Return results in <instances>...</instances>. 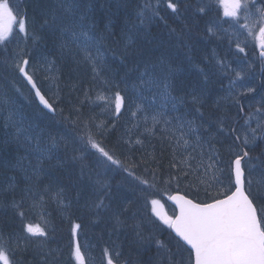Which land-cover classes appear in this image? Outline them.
Returning <instances> with one entry per match:
<instances>
[{"label":"snow or ice","instance_id":"snow-or-ice-1","mask_svg":"<svg viewBox=\"0 0 264 264\" xmlns=\"http://www.w3.org/2000/svg\"><path fill=\"white\" fill-rule=\"evenodd\" d=\"M214 4L222 7V16L211 18ZM107 6L108 0L104 3H98V0H41L38 11L30 17L26 7L13 5L11 0H0V51L5 54L0 60V70L14 75L10 82L13 87L15 77L26 80L44 108L55 113L57 109L53 103L59 100L58 93H53L54 100L50 103L35 79L41 62L49 69L55 64L44 54L33 55L36 44L43 39L41 33L46 32L57 39L62 56L67 53L74 62L88 64L93 78L102 79L112 89L111 98L98 95L97 100H103L107 107L114 105L112 112L118 117L125 107V96L121 94L119 83L104 79L102 75L106 69L105 53L111 51L114 56L118 55L121 63L129 57L136 58L134 67L142 70L133 87L137 89V99L141 103L136 104V111H132L131 116L136 118L139 113L137 127L142 122L150 135L160 132L163 139L169 140L174 153L181 150L180 167L175 162L172 165L177 167V175L169 176L163 182L171 184L175 180L179 188L181 175H193L203 188L197 187L195 195L188 191L171 194L167 188L159 189L161 181L154 169L144 168L143 172L148 175L137 174L132 169L139 168L138 163L125 164L117 155L116 146L109 147L105 143L109 127L103 123L94 124L90 118L80 120L78 116L71 120L65 117L74 127L77 123L83 125L78 136L81 155L73 157L81 161V178L84 176L83 161L89 156L95 158L93 170L96 172L98 199L93 206L96 209L110 207L104 200L111 193L107 176L117 170L125 172L140 185L161 191V195L167 194V199L175 205L173 214L168 215L159 199L150 201L155 217L174 233V244H166L151 232L146 233L142 224L133 225L139 245H157V264H264V78L257 79L258 75L264 77V0L259 4L255 0H198L195 5L189 4L188 0H167L166 8L183 24L180 32L168 26L160 15L159 0L156 4L145 0L135 9L134 19L125 17L119 39L111 17L102 29L97 22L94 9ZM190 10H193V21L210 18L206 28L210 37L218 40L231 37L229 50L235 41L237 53L235 66L226 57H215L213 67L216 73L227 78L226 96L216 101V112L207 122L202 109L210 91L212 69L199 68L202 82L191 85L185 92L182 82L180 85L176 83L178 69L163 56L155 60L144 59L145 49L139 43L140 38L146 39L150 35V25L158 18L169 27V34L176 36L178 44L190 49L183 39V34L190 32L185 15ZM257 33L258 52L255 47L253 51L259 61V73L256 72V62L247 58L249 53L246 51L249 38L256 40ZM240 36H244V46L239 41ZM109 41L120 46L118 54L114 48H108ZM9 45H14V49L10 50ZM46 79L59 88L57 75L50 73ZM158 100L161 101L159 108L156 107ZM9 103L7 93L0 97V108ZM188 105L192 108L188 109ZM181 106L186 111L178 112ZM17 115L14 108L8 110L4 127L11 132L4 146L11 143L17 150L23 148L26 152L37 153L35 166L27 156L19 157L16 166L27 161L32 166L33 175L38 177L43 162L53 159V149L61 142L66 146L68 141L50 137L51 146L41 148V135H34L33 125L22 116L16 118ZM125 143L132 145L130 140ZM221 149L227 153V161L223 159ZM125 159L130 160V157L125 155ZM7 190L14 191V186L9 185ZM26 191L31 193L32 189ZM201 191L203 198L199 194ZM0 207H11L21 218L24 216L23 211H19L21 204L14 198L10 205L0 199ZM114 219L117 227L125 223L119 214ZM79 228L80 225L76 224L75 229ZM25 231L33 237L46 238L48 235L40 224L28 223ZM11 239L0 233L2 264H15L9 259V249L5 247ZM182 253H186V259ZM12 255H15L14 251ZM74 255L79 264H85V255L78 242ZM116 255L119 256V252ZM108 264H113L111 258Z\"/></svg>","mask_w":264,"mask_h":264},{"label":"rangeland","instance_id":"rangeland-1","mask_svg":"<svg viewBox=\"0 0 264 264\" xmlns=\"http://www.w3.org/2000/svg\"><path fill=\"white\" fill-rule=\"evenodd\" d=\"M138 1H139V5H142L145 2V0H138ZM256 1L257 0H255V3L259 4V2H256ZM150 2L154 4L152 0H150ZM121 3L129 4V0H123L121 1ZM29 4H30V0H24V7H26L29 13V16L31 17L35 11H38V5L35 8H32L33 11H31L29 10ZM250 7H251V4H250ZM200 31L201 30L197 29L195 33L198 35ZM229 31H231V29ZM41 35L44 36V38H48V39L53 37L46 32L41 33ZM148 37L151 39L147 40V38L146 39L140 38L139 43L141 44V46L143 48L149 47L152 49L155 48L156 50H159L163 42L159 41L153 36L149 35ZM52 40L54 42H58L55 37H53L50 40V42ZM230 40H231V37H225L224 39H221V40H218L215 37H211L208 40L209 43H205L203 45L202 50H207V49L211 50V54L209 56L214 59L215 57H226L229 61H232L233 66H235V56L237 55V53L232 55L229 52ZM239 41L241 42V45L244 46V36H240ZM258 42L259 41H258V33H257V39L253 40L249 38L247 47H246V51L249 53V56L247 58L250 60H254L256 62V72L257 73H259L260 65H259V61L256 59V55L253 49L255 47L256 51L258 52ZM38 43L36 44L37 46H35V48L33 49V55L37 57L41 55L38 49L40 48ZM232 44H235V41H232ZM167 46L172 47L175 45L168 44ZM14 47H15L14 45H9L10 50L14 49ZM186 53L189 54V50L188 52L186 51ZM43 54L45 55V53ZM208 54L206 56L201 57L200 61L196 62V65L193 70L194 72L192 73V77H195L200 74L197 66H205L206 71L209 69H212V74L210 76L219 75L218 73H216L215 68L213 67L215 60L211 64L205 63L206 61L205 58H208ZM4 55L5 54L2 51H0V60L4 58ZM238 55L243 56V54H238ZM46 56L49 61H53V60L55 61L54 56H50L49 54H46ZM173 56H177V55L174 54ZM187 58L189 59L188 55H187ZM105 59H106V53H105ZM56 60L57 62L55 61V64L52 65L50 69L48 65L41 62L40 71L38 75L35 77V79L37 80L38 86L41 88L42 92L46 94V97L51 101V103H53V100H54L53 93H58L59 100L56 103H53V106L57 105L60 111L59 117L56 120L52 119L53 115H50L49 113H46L45 118H44V116H42V112L38 110H34V106L36 105L37 100H36V97L34 96V93L30 90L31 87L27 84V82L24 79L20 77H15V87H13V85L10 82L14 79V75L8 71L0 70V97H3L4 94L7 93V96L10 101L7 107L0 108V158H1V155L4 153V151L9 152L8 148L10 149L11 146H14L16 149V146L14 144L10 146L8 145L7 147L4 146V141L8 139V134L11 132V129H6L4 127L5 118L8 115V110L12 108H14V110L18 114L16 118H19L22 116L27 122L33 125L34 135L35 134L41 135L40 145L43 144L45 147H50L51 146L50 137L55 138V136L58 137L56 139L57 141H60L61 138L68 141L66 146L63 142H61L59 143V146L56 147V149L61 150V151H66V152L61 156V158L59 157L60 161L54 160V164L56 166L62 165V164L65 165L67 167V171H64L61 173L62 174H65V173L72 174L75 180V184L73 187L75 188L81 187L82 190L84 191V196L80 197L81 202H78L75 192L74 193L72 192V191H75L73 190V188L70 189L71 187H69V189L63 190L65 193V196H64L65 199L73 203V208H74L73 215L89 221V224L92 226L93 221L95 219L100 217V218H105V220H107L109 218V214L108 213L102 214V212L104 211V208L96 209L93 206L94 202L97 199L95 195L93 194L92 188L89 187L88 184L90 181H93L95 183V180H96V172L93 170L94 157L89 156L83 161V164L85 165L83 178H81V161L78 159H75V160L73 159L74 156L79 157L81 155V152H80L81 144L78 142V136L80 135V129L83 127V125L80 123H77V125L74 127L73 124L71 123V120H76V118L79 116L80 120H88L90 118L91 121H93L98 116L107 115L105 116V118L109 117L111 120L109 122L104 121L105 124H116L119 126H125L128 128L129 133L134 132V130L136 131V129H138L137 131H141L142 136H141V139H138V140L142 142L140 144H136L135 141H131V142H134V144H132L131 146L128 143H125V141H121L122 134L119 135L116 141H114L113 139L114 133L107 135V139L105 141H109L112 144V146H116L117 155L123 158H125V155L134 156L136 154L135 157H138L139 155H153L155 154V152L159 151L162 154H167V158L172 159L173 162H175L177 166L180 167L178 155L181 150H177V152L174 153L173 148L170 146V141L167 139H163L160 132H157L155 135H150L148 132L145 131V129H140V128L145 127L142 122L140 123L139 127H137V119L140 116L139 113H137V117L134 118L131 116V113L129 114L125 112V108H124V110L120 113V116L117 117L112 112V107H114V105L112 107H107L103 100H97L96 94L101 95V96L111 97L112 89L107 87L104 84L102 79L100 78L94 79L93 78L94 74L91 70V67L86 63L83 69H82L83 63H76L77 64L76 67L74 66L75 67L74 75L75 77L80 78V82H79L80 84L77 83L74 86H71L68 82L69 79L66 77L62 83L60 84L58 83L59 88L57 89V87L52 84V81L50 79H46V77L50 73L57 75L59 77L58 70L56 68V63L58 64V66L61 67V61L58 60L57 58ZM126 63H127V71L129 73L138 74L139 71L142 70V68L139 70L135 69L134 65L131 64L130 62H126ZM85 68H88L90 70V73L92 75L91 78L89 74H87L88 72L87 70H85ZM85 73L87 75L86 79H85ZM102 75L104 79H106L103 73ZM81 78L83 79L82 85L87 83V85L85 84V92L81 91ZM261 78H264V77H260L258 75L257 79H261ZM116 82L119 83L120 86L122 85L124 88L130 89L135 96L138 95L137 89L133 87V85L137 84V82H135L129 88L126 87L127 85L125 86L126 83L124 81L122 82L116 81ZM9 85H11V87L9 89H6ZM27 85L29 86V88L27 87ZM16 88H19V91H16ZM90 90H92L91 93L95 94V97H88V95L85 94L86 91H90ZM216 98L219 100L222 97L220 98L216 97ZM221 102H225V101L221 100ZM139 103H141L140 100H139ZM61 109H63L62 112H61ZM77 109H79V111L82 110V112H78ZM132 111H136V106L133 107ZM92 112L95 114V116ZM65 117H70L71 120L65 119ZM45 120L49 122L50 124H54L53 125L54 132L53 131L51 132L47 129V126H46L47 124L45 123ZM60 121H62V123H59ZM57 134H60V136H57ZM119 144H124V145L120 148L118 146ZM126 150L129 151V154H126ZM24 151L25 150L21 148L20 154L22 153V156H23ZM59 153H57L58 156H59ZM3 155L10 157L6 154H3ZM35 155H37V153L31 152L29 153L28 156L32 157ZM23 163L28 166H23V165L22 166H8L7 163L4 161V159L0 160V187L4 190L5 194L11 195V193L13 192V191L7 190L9 188V185H13L14 190H16L15 185H14L15 179L9 178L8 180H5V175H9V174L17 175L20 172H29L32 170V168H30L27 161H24ZM159 175L160 174L158 173V177H160ZM109 182H110V185L121 190V188L115 183H113L110 179H109ZM56 186L59 188L62 187L60 185V182H57ZM138 191L141 192L142 190L139 189ZM0 192H1V189H0ZM95 192L97 193L96 189H95ZM60 194H61L60 192H54L53 196H59ZM53 200H55V197L53 198ZM122 203L123 205H125V201H122ZM46 205L47 203L45 200H39L35 202L34 206L31 207L30 209L24 208L23 212L26 215L24 214L23 218H21L17 214V212L12 213L11 210H14V209L11 207H5V209H2V207H0V211L2 210L4 213V219L9 220L14 225L17 224V226L22 225V227H24L23 230H19L17 232V234L19 235L17 234L13 235L10 232L11 228L5 229L6 232L4 234V237L12 238L11 242L5 245V247L9 249L10 254H12V252L14 251L16 257H19L20 255H22L23 248L27 246V243L26 241H19L21 238H23V236L20 235V233L26 232L25 225L28 224V222H35L34 217H37L38 212L39 211L41 212V210H44L46 208ZM128 207H129V204H128ZM63 208H64V204L62 202H60L56 208V217H57V220L60 221L58 224L59 227L57 225H52L49 228H51V230L56 232L55 238L59 239L60 241L67 242V236L63 233V229L65 228V219L62 216ZM9 212L11 213V218L7 216ZM25 217H28L30 219L28 221H25L24 220ZM50 217H51V214L48 212L46 216L41 217V220L38 222V224L39 223L46 224L45 226H47V222H48L47 219ZM24 221L25 223H23ZM137 223L142 224L141 220L139 219L129 220L128 218V220L127 219L125 220L123 227L126 229V232L128 233L130 229V225H135ZM123 227L122 226L117 227L116 222L109 221V226L104 227L105 229L102 231L101 234L98 232L94 233L92 229L91 231L89 230V232H87L85 237H89V239H85V241H83L81 244L83 247H85V250L89 249L90 257H91L90 264H100V261L103 256V250H105L106 248L117 250L120 247L118 245V242H121V239L118 238V229L120 228L123 229ZM0 233H2V226H0ZM92 234L94 236L93 238H90ZM97 234H99L102 237L97 238L96 237ZM131 235H133L136 239L134 232H132ZM74 250L75 248L70 250V254L75 259ZM53 253H54V256L52 255ZM53 253H50L49 251L45 250L44 252L40 253V256L41 255L44 256V259H47L49 263L63 264L62 259L58 255L57 247L53 249ZM10 254H9V259L15 262V260L12 258ZM76 262L79 263L78 261ZM0 264H2V262H0Z\"/></svg>","mask_w":264,"mask_h":264},{"label":"trees","instance_id":"trees-1","mask_svg":"<svg viewBox=\"0 0 264 264\" xmlns=\"http://www.w3.org/2000/svg\"><path fill=\"white\" fill-rule=\"evenodd\" d=\"M22 0H11V2L13 3V5L15 4H20ZM121 1L123 0H108V6L104 7V8H100L97 7L96 9H94L95 11V16L97 19V22L99 23L101 29L103 28V26L105 24L108 23V18L111 17L112 22H113V30L117 33V39H119V34L121 31V28L123 27V21L125 19V17H130L132 19L135 18V9L138 7V1L137 0H129V4L126 3H121ZM41 3V0H30V4H29V10H31L32 8H35L37 5L39 6ZM98 3H104V0H98ZM190 28V27H189ZM150 31V36L155 37L156 39H158L159 41L163 42V44H161V48L159 50H156L155 48H149V47H144L145 49V56L144 59H152L155 60L158 57H165L169 58L170 53H172V51H168L167 50V46H165L164 41L166 40V34L162 31V32H155L151 33ZM169 34V32H168ZM184 38L185 39H189V36H191L192 34H188V33H184ZM43 39L42 41H40L38 44L40 46L39 52L40 54L45 53V55L48 53L50 54L52 51L53 53L57 54L60 52V49L58 48V44L55 43L53 40L51 42H49L53 37L49 38V41H45L44 40V36H42ZM169 37L173 38V35L169 34ZM151 39L149 37H147V40ZM174 39V38H173ZM188 45H190V48H193L194 53L192 55H190V59H189V63L190 67H195L196 62L200 61L201 58V52H197L195 51L196 49H194V45L193 43L190 41L188 43ZM37 46V45H36ZM108 48L110 49H115V52L118 54L120 52V46L118 44H114L112 41L108 42ZM46 49V51H45ZM57 50V51H54ZM189 48L187 47L184 51L188 52ZM195 55V56H193ZM188 59V58H187ZM126 62H130L131 64H133L135 66L136 63V58L133 57H129L128 59L125 60ZM121 63V59L119 58L118 55H113V53L111 51H107L106 52V59H105V63H106V70H104L103 74L105 75L106 79H114L116 81H124L126 84L125 86L127 88L130 87V85H133L135 82H137V73H129L127 71V63ZM172 64V66L176 69H178V71L176 72V83L178 85L183 84V90L186 92L188 90V88L193 85V84H197L202 82V76L201 74L192 77V73L194 72L193 70H190L188 68H186L185 70L183 69V63H181L178 60H174L170 62ZM87 70V74H89L90 78H91V73L90 70L87 68L85 69ZM186 75L190 76L191 79L187 80L186 79ZM67 76V75H66ZM86 73H85V79H86ZM67 78L69 79L68 82L71 86H74L75 84L80 82V78L77 77H72L70 78V76ZM210 80L212 81V83L209 85L210 87V91H209V95L210 97L206 98L205 101V106H204V112H205V121L207 122L208 118L216 112V110H214L211 106L212 103L215 102L214 98L215 96H220L219 93V89L223 84V81H221L218 78H210ZM189 81V82H188ZM83 79L81 78V91L85 92V84L87 85V83L83 84ZM80 84V83H79ZM122 86V85H121ZM8 89V88H6ZM214 97V98H212ZM160 103L161 101H157V106L160 107ZM192 106L188 105V109H191ZM186 111V109L181 106L178 109V112H184ZM78 112H82V110L78 111ZM93 113V112H92ZM94 114V113H93ZM173 114H177V113H173ZM194 115V112L192 113ZM95 116V114H94ZM98 120V117L95 118L92 123L96 124ZM47 129L50 131V128L47 126ZM115 141V140H114ZM13 145V144H9ZM124 144H119L118 146L121 148ZM217 147L219 148V145H217ZM9 152H5L3 154H6L10 157H7L5 155H1L0 160L4 159V161L7 163L8 166H16L17 165V161L19 160V157L22 156V153L20 154V151L17 150V148L15 149L14 146H11L10 149L8 148ZM66 151H61L59 153V156L57 154H52L53 155V159L52 160H45L43 162V165L41 168L44 167L43 172H40V175L34 176L33 175V171H29V172H20L19 174H21L23 176L24 179V183L27 185V188H25L24 190H21L20 192L17 193L18 189L14 190L13 192V198L16 199H21L24 198L23 196H25L27 199H30L31 201H33V203L37 202L40 200V198H44V200L46 201V203L48 204L49 202H51L52 200V196H53V192H54V188L57 187L55 183L60 182V185L62 186L61 188H66L67 187V179L70 181V185L74 186L75 184V180L74 177L72 176V174L70 173H65L62 174L61 172L67 171V167L65 165H58L57 166L54 164V160H59L61 156L65 153ZM221 152L223 154V158H225L224 160L227 161L228 159V155L227 153H225L223 151V149H221ZM126 154H129V151L126 150ZM29 152L24 151L23 156H27L29 160L32 161V166H35L37 163L36 160V156H28ZM60 157V158H59ZM154 161V170L156 171V174L158 176V173L160 174L158 178H164V177H168L169 176H174V171H173V160L170 158H167V154H162L161 152L157 151L155 152V154L152 155ZM144 162H147V160H143ZM150 161V159H148ZM23 166H28L26 164L23 163ZM32 166H30V168H32ZM12 175H5V179H9L8 177ZM176 176V175H175ZM63 178V179H62ZM54 184V185H53ZM89 187L92 188L93 194L95 193V186L92 184H88ZM69 186V187H71ZM31 188L32 191L31 193H28L26 190ZM1 189V193L2 196L0 197V199H2L4 201V203L8 202L11 198V195H7L4 193V190L0 187ZM60 189V188H59ZM72 189V187L70 188ZM75 190V189H73ZM57 191V190H56ZM73 193L75 192V195L77 196V201L81 202V198L82 196H84V191L81 190L76 192L72 191ZM39 195V196H36ZM98 198V197H97ZM111 198L114 199V202L112 203V206L110 205V207H108L107 209H104V211L102 212V214L108 213L109 214V218L107 220H105V218H97L93 221V227L92 230L93 232H98V233H102V231L105 229L104 227H107V225L110 222H115V215L119 214L120 219L124 221L123 216H124V208L122 207V195L121 194H112ZM24 198V201L28 200ZM109 201V199H108ZM29 203V202H28ZM21 207L23 208H27L30 209L31 206L29 205H21ZM5 209V208H2ZM9 218H11V213L9 212L7 215ZM4 219V213L1 210L0 211V225H2V221ZM94 219V218H93ZM3 227V225H2ZM123 227V225H122ZM4 229H6L5 227H3ZM98 228V229H97ZM11 230V229H10ZM89 230L90 229V225H89ZM89 232V231H88ZM99 235V234H97ZM128 233L126 232L125 228L123 227L118 229V238L121 239V242H118V245L121 246L120 250H121V254H127L129 255L130 258L133 259H139L140 260V264H157V245L155 243H152L150 245H145L146 248L148 249V251L144 250L145 246H141L137 243V240L135 239L134 236H132V238H129L128 241ZM92 238V236L90 237ZM131 244V245H130ZM131 246L133 251L130 252L128 250V246ZM173 251H175V248L173 247ZM155 254V255H154ZM182 255L184 256V258L186 259L185 255L182 253ZM46 260V264H53V263H49L47 259Z\"/></svg>","mask_w":264,"mask_h":264},{"label":"bare ground","instance_id":"bare-ground-1","mask_svg":"<svg viewBox=\"0 0 264 264\" xmlns=\"http://www.w3.org/2000/svg\"><path fill=\"white\" fill-rule=\"evenodd\" d=\"M194 28H196V29H198V30H202V29H203V25L200 24L199 21L196 20V22L194 23ZM157 31H159V30H157V29H153V30H151V33H154V34H155V32H157ZM44 40H45V41H49L48 38H44ZM49 42H50V41H49ZM197 43H198V40L195 39L194 44L197 45ZM207 43H209V42H207ZM174 45H175L176 47H178V48L181 50V53H180V56H179L180 59H181V60H185V59H187V55H188V54L186 53V51L184 52V50L182 49V44H178V42H175ZM210 54H211V50H209L208 58H207V60L205 61L206 64H208V61H212V62H213V61L215 60L214 58H212V57L209 56ZM182 66H183V69H184V70H185L186 68H188V69H190V70H194V67H190V66H193V65H190L189 62H184ZM201 67L206 69L205 66H197L198 71H199V68H201ZM185 77H186L187 80H190V79H191V77L188 76V75H186ZM188 82H189V81H188ZM45 123H46L48 126H53V125H54V124H50V123L47 122L46 120H45ZM59 123H62V121H60ZM120 134H122V138H121V139H124V138L129 134L128 128L125 127V126L121 127L120 130H119V135H120ZM58 136H60V134H58ZM62 179H63V178H62ZM13 193H14V192L11 193V198H10V200H9L8 202L5 203L6 205H10V204H11V202H12V200H13ZM1 196H2V193L0 192V197H1ZM23 197H24L25 199H27L25 196H23ZM24 198L16 199V201H17L18 203H20L21 205H29V204H30L31 207L34 206L33 201H31L30 199H27L28 202H29V203H28L27 201H24ZM48 206H49L50 209H54V204H53L52 202H49V203H48ZM2 208H5V207H2ZM2 225H3V227H5V228H12L14 233H17L19 230L22 229V225H18V226H17V224L14 225V224H12V223H11L9 220H7V219H4V220L2 221ZM128 250H129L130 252L133 251V249H132V247H131L130 245L128 246ZM22 256H23L24 258L28 259V260H32V261H35V262H41V263L44 262V259H43L42 257H40L39 255H37V254H35V253L31 252V251H25V252H23V253H22Z\"/></svg>","mask_w":264,"mask_h":264}]
</instances>
